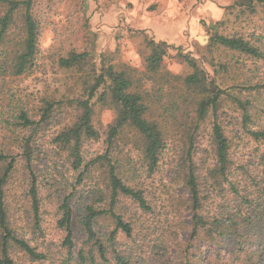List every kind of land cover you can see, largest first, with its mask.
Listing matches in <instances>:
<instances>
[{"label":"rangeland","instance_id":"obj_1","mask_svg":"<svg viewBox=\"0 0 264 264\" xmlns=\"http://www.w3.org/2000/svg\"><path fill=\"white\" fill-rule=\"evenodd\" d=\"M242 2L36 0L35 11L39 13L42 28L39 42L41 53L32 71L19 77L7 76L6 80L0 81L3 106L10 103L12 106L9 107L20 105L31 108V112L38 113L37 120L41 118L40 109L45 101L54 103L49 119L37 125L35 130L24 132L25 136L32 135L37 148L31 169L26 157L19 154L21 149L18 142H11L13 154H19L6 185L11 227L37 251L46 254L45 259H34L12 245L10 254L17 264H76L81 248L88 257L91 243L87 242L80 219L93 199L87 190L103 185L101 174H104V170L99 172L93 169L92 177L83 178L79 183L78 170L72 164L70 153L62 150L53 140L78 120L81 110L74 99L85 96L86 88L94 84L101 67L108 65L126 71L139 90L147 89L152 94L148 117L165 128L171 145L164 154L159 171L148 178L147 172L141 170L142 164L146 165L145 161L142 162L140 150L142 139L134 128L124 127L110 145L109 131L115 122L116 112L109 97L104 101L101 99L102 86L92 98L93 124L99 136L85 138L82 146L86 149V160L110 149L113 161L118 159L124 166V177L128 176L133 184H143L153 192L150 198L155 203V212L144 215V227L158 226L162 230L167 222L176 224V232H172L171 237L167 234L163 242L153 241L154 236L147 240L137 235L128 239L125 234L118 233L113 247L126 250L125 254L132 256L135 264H218L231 256V247L225 246L219 252L217 245L201 234L190 242V263L185 260L184 249L188 247L193 228L188 202L190 196L183 177L177 173L172 176L170 156L183 146L186 148L180 153L186 152L190 145L181 127L187 119L185 122L191 123L194 130L197 163L206 168L216 162L211 140L212 110L200 121L199 129L187 118L189 113L195 115L194 102L197 99L193 92L183 90L185 78L196 70L185 59L184 55L188 54L200 60V67L207 70L208 77L228 92L217 112L230 139L231 160L236 175H239L236 180H241V185H249L255 194L264 188V140L257 141L244 129L245 108L251 117L246 121L247 129L264 127V59L211 47L208 41L209 34L218 32L243 36L264 46V3L255 1L250 7ZM18 15L19 22L22 16ZM149 37L174 46L168 50L158 73H150L145 68L146 58L150 54ZM72 52H86L88 56L79 65L69 68L61 66L60 59L70 56ZM242 102L246 107L241 105ZM250 164L254 165V170ZM243 168L247 170L244 180L241 179L244 177ZM34 179L40 198L38 224L29 194ZM67 198L74 210L71 249L64 244L67 231L60 223L62 205ZM213 202V199L208 200L204 208L210 223L214 216L222 221V208L220 205L215 208L217 203ZM100 204L106 206L107 202ZM119 204L118 211H123L127 219L139 216L140 210L129 200L123 199ZM258 222L263 225L258 230L264 232V217ZM113 229L114 221L110 218L105 217L98 222L100 236H109ZM245 244V252L250 255L247 260L250 258V263L264 264V237L260 232L252 230L245 238ZM127 247H131L133 252H127ZM109 251V258L114 262L112 249ZM241 257L246 259L244 255Z\"/></svg>","mask_w":264,"mask_h":264},{"label":"trees","instance_id":"obj_2","mask_svg":"<svg viewBox=\"0 0 264 264\" xmlns=\"http://www.w3.org/2000/svg\"><path fill=\"white\" fill-rule=\"evenodd\" d=\"M255 1L264 3V0H243L242 3L253 7ZM35 5L36 0H0V81L6 80L7 76L19 77L32 71L38 55L41 53L39 42L42 28L39 13L35 11ZM18 14L22 16L19 22ZM147 40L150 54L146 58L145 68L150 73H158L168 50L174 46L166 41H157L152 37ZM208 41L211 47L226 48L264 59V46L243 36L213 32L209 34ZM87 56L86 52H72L70 56L60 59V65L67 68L76 66L84 62ZM184 56L196 69L184 80L183 90L193 92L197 98L195 100V96H193L196 105L195 115L189 113L187 118L189 123H194L196 129H199L200 121L212 110L214 121L211 140L216 161L214 165L206 168L197 163L194 151L196 147L194 130L191 123H186L187 119H185L183 124L181 123V127L184 129V138L187 137V142L190 145L186 152L180 153L182 149L186 148L183 146L176 149L175 153L170 156L172 176L177 173L179 177H183L184 186L188 188L190 196L188 202L192 211L193 228L188 247L184 249L185 260L190 263L191 240L204 234L217 245L219 252L225 246L232 248L231 256L218 264H254V262L250 263V258L247 260L250 255L245 252L247 250L245 238L252 230L259 231L264 237V232L258 230L263 226L258 221L264 217V188H260L255 194L253 190H250L249 185H241V180L239 182L236 180L239 179V175H236L237 172L232 164L229 150L230 139L225 134L217 112L223 97L227 96L228 92L208 77L207 70L200 67V60L190 57L188 54ZM102 86L104 89L100 94L101 99L104 101L109 97L116 112L115 122L109 131L110 145H112L113 138L124 127L131 126L142 139L140 150L142 162L146 163V165L142 164V172H147L149 178L151 174L159 171L164 154L171 142H169L168 134L160 122L148 117L152 94L148 93L147 89L139 90L126 71L117 70L113 65L101 67V72L96 76L94 84L86 88V95L74 99L81 110L79 118L73 125L63 129L55 136L53 141L59 144L62 150H67L70 153L72 164L78 170L79 183H82L83 178L92 177L93 169L99 172L104 170V174L103 172L101 174L103 185L87 190L93 199L86 206L80 219V225H82L87 235V242L91 243V247L88 257L84 254V248H81L76 264H135L133 257L125 254L126 250L120 251L113 247L118 233L125 234L128 239L137 235L142 236L143 240H147L150 236H154L153 241L163 242L167 239V234L171 237L172 232H176V224H167V222L162 230L158 226L144 227L145 224L142 221L144 215L155 212V203L153 204L150 198L153 192L143 184H133L128 176L125 178L122 171L124 166L118 159L113 161L110 149L104 154L86 160V149L82 146L85 138L99 136V132L93 124L92 98ZM241 105L246 107L244 102ZM9 106L12 104L3 106L0 100V233L2 238L0 241V264H17L10 254L12 245H16L34 259L41 260L46 257V254L37 251L26 238L20 237L11 227L6 201V185L16 167L19 154L26 157L27 165L31 169L37 148H35L32 135L25 136L24 132L35 130L37 125L49 119L54 103L49 100L45 101V105L40 109V120H37L38 113L31 112L33 111L31 108L20 105ZM182 117L184 119L183 115ZM249 119H251L250 114L245 108V131L257 141L264 140V127L247 129L246 121ZM177 120L179 121L180 118L178 117ZM11 142H18V147L21 149L19 154H13ZM250 168L254 170V165L250 164ZM246 172L247 170L243 168L244 177L241 178L242 180H244ZM38 193L34 179L29 194L37 224L41 214ZM172 197H170L171 201ZM123 199L129 200L138 207L140 214L137 218L127 219L123 211H118L119 203ZM211 199L214 200L213 203H217L215 208L217 205L222 208L220 212L222 221L218 220V216H214L211 223L209 222L210 217L206 216L204 208L208 200ZM102 201H106L107 205L100 204ZM62 209L60 223L67 231L64 244L71 249L73 247L74 210L68 202V198L63 203ZM105 217L114 221V229L107 237L100 236L97 231L98 222ZM109 249H112L114 262L109 258ZM127 252H133L131 247H127ZM241 255H244L246 259Z\"/></svg>","mask_w":264,"mask_h":264}]
</instances>
